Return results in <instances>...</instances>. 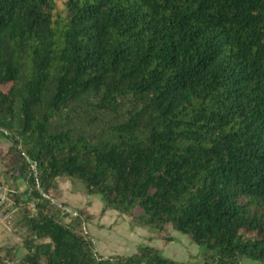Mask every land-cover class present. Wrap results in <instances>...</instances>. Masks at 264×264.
Masks as SVG:
<instances>
[{"label": "trees", "instance_id": "obj_1", "mask_svg": "<svg viewBox=\"0 0 264 264\" xmlns=\"http://www.w3.org/2000/svg\"><path fill=\"white\" fill-rule=\"evenodd\" d=\"M0 138L16 264H264V0H0ZM61 178L196 260L99 254Z\"/></svg>", "mask_w": 264, "mask_h": 264}, {"label": "rangeland", "instance_id": "obj_2", "mask_svg": "<svg viewBox=\"0 0 264 264\" xmlns=\"http://www.w3.org/2000/svg\"><path fill=\"white\" fill-rule=\"evenodd\" d=\"M9 143L7 140L0 138V166L1 168L4 167L5 173L4 176L7 180H9L12 184V187L18 191L17 196L20 197L19 199V207L18 211L15 215V219L10 228L1 229L0 230V259L6 264H16L18 259L24 255L27 250L25 248V241L30 237V233L23 225L22 218L25 214H33V203L31 201L26 200L27 195L25 193L26 190V183L24 179L20 178L18 180L13 181L8 174V166L6 160L2 157L3 153L6 151ZM60 187L64 189L63 193H61ZM59 196L57 197L59 202L61 201V197L67 195L69 210H75L76 208H81L83 205V201H85L90 195H86L83 193V186L82 184L74 178H61L59 185ZM16 196V197H17ZM90 204V212L91 213H99L102 208V200L98 195H91ZM85 210V207L82 208ZM86 211V210H85ZM88 213V212H87ZM92 222V221H91ZM86 226V225H85ZM131 228L132 222H130ZM97 227H90V231L94 234L97 249L99 250L102 242L105 241L106 232L105 231H97ZM171 229V227H168ZM97 231V232H96ZM174 234L176 235L177 239L172 241L173 244L170 242V249H161L163 255L165 257L175 259V260H182V258L189 257L190 254H193L194 259L196 260L195 256L200 252L199 246L195 243L189 241L187 236L173 230ZM155 236L159 237V234L154 233ZM166 235H169L167 232ZM130 251V250H129ZM174 256V257H173ZM245 264H259L252 261H245Z\"/></svg>", "mask_w": 264, "mask_h": 264}, {"label": "crops", "instance_id": "obj_3", "mask_svg": "<svg viewBox=\"0 0 264 264\" xmlns=\"http://www.w3.org/2000/svg\"><path fill=\"white\" fill-rule=\"evenodd\" d=\"M60 190L61 193H63L64 189H62V187H60ZM67 195L61 197V201L70 204L68 202ZM84 198L88 199L83 201V206L81 208L85 207L86 212L94 215V219L91 223L86 224V228L89 233L93 236L95 241V247L99 254L103 256L111 254L129 255L134 253L136 251L137 246L141 244L151 245L162 250L165 248H171L170 245L173 244L172 242H170L171 244L165 243L161 238L155 236V234L152 233L148 227L134 226L131 228V218L127 215L119 214L115 210H107L103 214L91 213L89 202L92 197L90 195L89 197ZM90 227H97L96 229H98V232L105 231L107 234L105 237V241L102 242L99 250L97 249L95 240L96 238L89 229ZM165 232L177 239L172 229H168V227H166ZM192 256L194 255L190 254L188 258L185 257L179 261H195L194 257Z\"/></svg>", "mask_w": 264, "mask_h": 264}, {"label": "built area", "instance_id": "obj_4", "mask_svg": "<svg viewBox=\"0 0 264 264\" xmlns=\"http://www.w3.org/2000/svg\"><path fill=\"white\" fill-rule=\"evenodd\" d=\"M4 167L0 166V230L10 228L15 215L18 211L19 200H17L18 191L12 187V184L4 176ZM33 214L35 208L33 205Z\"/></svg>", "mask_w": 264, "mask_h": 264}]
</instances>
